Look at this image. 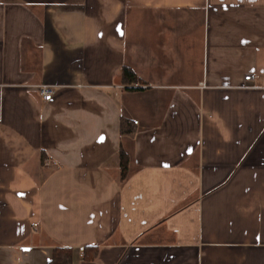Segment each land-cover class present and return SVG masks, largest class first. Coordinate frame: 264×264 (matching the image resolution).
<instances>
[{
  "label": "crops",
  "instance_id": "1",
  "mask_svg": "<svg viewBox=\"0 0 264 264\" xmlns=\"http://www.w3.org/2000/svg\"><path fill=\"white\" fill-rule=\"evenodd\" d=\"M59 248L264 264V0H0V264Z\"/></svg>",
  "mask_w": 264,
  "mask_h": 264
},
{
  "label": "trees",
  "instance_id": "2",
  "mask_svg": "<svg viewBox=\"0 0 264 264\" xmlns=\"http://www.w3.org/2000/svg\"><path fill=\"white\" fill-rule=\"evenodd\" d=\"M124 80L128 84H136L140 82V79L136 73L130 67H124L123 70ZM129 156L126 151L121 150L120 153V166H121V180H125L129 174ZM95 249V247L93 248ZM97 250L93 253H86L85 258L92 259L96 256ZM73 254L69 248H59L55 250L54 256L49 264H72Z\"/></svg>",
  "mask_w": 264,
  "mask_h": 264
},
{
  "label": "built area",
  "instance_id": "3",
  "mask_svg": "<svg viewBox=\"0 0 264 264\" xmlns=\"http://www.w3.org/2000/svg\"><path fill=\"white\" fill-rule=\"evenodd\" d=\"M258 78V75L254 74V73H249L247 75H245L244 77V80L245 81H252V80H255ZM252 85H245V87H251ZM41 96L43 97V99L45 101H50L53 96H54V93H55V90L52 86H49V85H43L41 87ZM136 123H138V121H135Z\"/></svg>",
  "mask_w": 264,
  "mask_h": 264
}]
</instances>
